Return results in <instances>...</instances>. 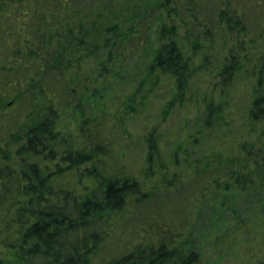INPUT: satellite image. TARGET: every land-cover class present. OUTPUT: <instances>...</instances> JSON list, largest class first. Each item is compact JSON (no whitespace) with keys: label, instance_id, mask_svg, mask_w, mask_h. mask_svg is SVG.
Returning <instances> with one entry per match:
<instances>
[{"label":"trees","instance_id":"1","mask_svg":"<svg viewBox=\"0 0 264 264\" xmlns=\"http://www.w3.org/2000/svg\"><path fill=\"white\" fill-rule=\"evenodd\" d=\"M82 1L0 0V107L32 93L51 100L41 120L0 146V264H90L111 232L129 220L128 206L150 201L155 212H162L168 204L160 201V189L184 186L188 170L200 178L197 191L203 200L197 219L184 223L173 213L169 219L157 215L136 245L105 264H208L206 242H247L246 236L264 224V143L232 137L235 105L227 90L244 71L252 84L246 127L263 137L264 57H224L221 86L204 95L195 133L176 137L163 149V135L153 127L144 135L142 166L135 171L122 159H112V141L93 132L86 114V101L98 99L88 95L89 69L97 72L96 80L122 78L118 49L126 33L119 23L99 28L79 40L82 53L74 60L72 27L76 10L87 5ZM234 20L227 18V26L237 27L240 20ZM157 31L159 46L144 61L143 77L123 103L124 113L144 109L159 77L168 76L175 93L163 110L166 118L184 106L194 75L213 61L205 54L195 64L179 42L176 25L164 23ZM198 49L193 43L192 52ZM58 108L70 110L79 134L61 126L64 116ZM22 138L12 154L10 145Z\"/></svg>","mask_w":264,"mask_h":264},{"label":"rangeland","instance_id":"2","mask_svg":"<svg viewBox=\"0 0 264 264\" xmlns=\"http://www.w3.org/2000/svg\"><path fill=\"white\" fill-rule=\"evenodd\" d=\"M82 2L87 5L83 10L82 8L76 10L72 27L74 38L71 40V46L78 51L73 57L74 60L82 53V47L77 46L79 40L81 38L86 40L99 28L119 23L126 33L125 37L119 38L118 49L120 53L118 66L120 65L122 78L109 76L96 80L97 72H94L92 67L89 69L91 71L88 72V76L90 74L92 76L90 75V80L87 81L88 95L91 99L93 97L98 99L94 98L90 103L86 101L88 107L86 114L90 118L87 124L93 132L100 133V138L112 141L114 145L112 159H122V162L127 163L135 171L142 166L145 151L144 135L153 127L163 135V149L176 137L186 139L188 134L195 133L198 119L202 120L204 95L215 93L221 86L218 71L224 57L227 58L231 54L242 56V53L252 57H264V0H174L169 7L163 6L165 0ZM78 6L80 4L75 5L76 8ZM174 8V12L170 11ZM80 11L82 12L79 13ZM227 18H231L232 21L238 18L240 20L238 26L235 28L227 26ZM164 23L168 26L176 25L179 42L195 64H199L205 54H209L213 61L206 70L194 75L192 84L185 93L184 106L178 105L166 118L162 114L163 110L175 93V85L168 76L159 77V84L153 88L152 94H149L144 109L134 114L124 113L123 103L142 79L146 67L144 61L158 48L157 29ZM131 27H134V30H131ZM195 42L199 48L197 53L192 52ZM76 62L77 60L73 64ZM238 77L237 82L227 90L235 105L231 121L232 137H247L249 140L258 141L259 146V142L264 143V136L259 137V131L251 135L245 120L252 84L244 71L240 72ZM148 85L149 83L146 87ZM50 101L45 94L39 93L34 96L32 93L19 102L13 104L9 102V106H1L0 146H5V143L13 138L12 135L15 139L23 136L36 120H41L50 106ZM58 109L64 116L61 126L72 130L74 134H79L76 121L72 122V118L69 117L70 110L64 112L62 108ZM65 115L69 119H66ZM259 127H262V122L258 124ZM23 142L22 138L11 144V153L14 154ZM232 143H234L232 140H228V144ZM109 163H112V160H108ZM193 172L194 170L184 172V186L168 188L169 191L160 189L158 195L160 201L168 204V208L162 212H155V206L150 201L128 206L126 215L129 220H125L111 232L90 264H105L108 258L136 245L141 240L143 229L149 228L157 215L162 216V219H169L168 216L173 213L178 219L183 217L184 223L194 222L203 198L197 191L201 188V185L199 189L197 187L200 178L197 179ZM210 189L212 191V187ZM208 198H212L211 193ZM246 239L247 242L239 238L236 241L229 238L222 244L212 240L206 242L203 246L206 251V262L256 264L257 260L264 259V224L254 228Z\"/></svg>","mask_w":264,"mask_h":264}]
</instances>
